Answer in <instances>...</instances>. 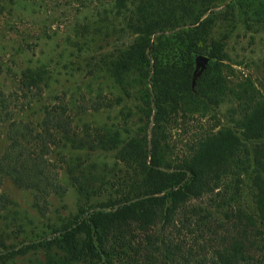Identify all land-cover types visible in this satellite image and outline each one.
I'll return each instance as SVG.
<instances>
[{
    "label": "rangeland",
    "instance_id": "obj_1",
    "mask_svg": "<svg viewBox=\"0 0 264 264\" xmlns=\"http://www.w3.org/2000/svg\"><path fill=\"white\" fill-rule=\"evenodd\" d=\"M133 1L0 0V152L9 145L11 121L2 119L6 113L37 132L48 131L49 159L64 188L47 198L42 213L35 207L34 190L3 181L1 192L10 204L0 211V264H90L71 260L46 239L83 212L110 209L137 195L129 190L161 136L155 134L146 100L151 73L143 75L128 55L134 39L128 28ZM262 5L264 0H222L212 9L207 24L212 42L200 53L207 57L200 74L199 54L193 55L192 89L200 104L192 105L187 95L183 111L172 116L162 142L167 161L177 163L211 132L229 128L242 133L236 97L203 96L196 85L208 65L220 62L233 91L251 84L264 98V11L256 14ZM171 23L164 35L179 30L170 31ZM157 37L159 33L151 36L152 41ZM66 123L70 126L64 131ZM255 145L248 142L250 154ZM259 195L264 196V170L254 166L242 175L234 202L216 207L205 195L192 204L219 220L240 211L259 226Z\"/></svg>",
    "mask_w": 264,
    "mask_h": 264
},
{
    "label": "trees",
    "instance_id": "obj_2",
    "mask_svg": "<svg viewBox=\"0 0 264 264\" xmlns=\"http://www.w3.org/2000/svg\"><path fill=\"white\" fill-rule=\"evenodd\" d=\"M221 1H133L128 28L134 39L128 55L143 75L151 73L146 100L155 134L161 138L153 141L150 160L129 190L135 197L129 195L110 209L83 212L72 225L46 239L48 245L69 253L71 260L90 264H264V196L259 195V226L240 211L226 213L219 220L192 204L205 195L216 207L234 202L242 175L254 166L264 170L263 96L251 84L233 91L220 62L208 65L196 85L203 96L236 97L242 133L229 128L211 132L174 164L167 161L162 144L172 116L184 109L186 96L193 99L192 105L200 104L192 89L193 55H201L212 42L207 24ZM260 11L264 5L256 14ZM133 22L140 25L134 27ZM167 22H173L170 31L179 29L172 36L163 34ZM157 33L160 37L152 41ZM215 48L220 51L218 43ZM7 116L2 118L11 123L9 145L0 152V211L10 204L1 192L3 181L9 179L19 188L34 190L35 207L43 213L47 198L64 191L57 165L49 159L52 137L48 131L37 132ZM65 126L64 131L70 125ZM252 140L256 145L250 154L247 149Z\"/></svg>",
    "mask_w": 264,
    "mask_h": 264
},
{
    "label": "water",
    "instance_id": "obj_3",
    "mask_svg": "<svg viewBox=\"0 0 264 264\" xmlns=\"http://www.w3.org/2000/svg\"><path fill=\"white\" fill-rule=\"evenodd\" d=\"M206 64H207V57H205L203 55H198L196 57V65H197L198 74H200L202 72V70L205 68Z\"/></svg>",
    "mask_w": 264,
    "mask_h": 264
}]
</instances>
